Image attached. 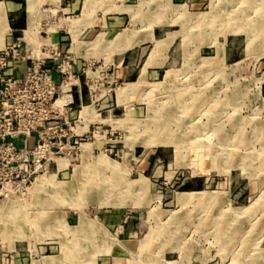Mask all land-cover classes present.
Returning <instances> with one entry per match:
<instances>
[{
    "label": "rangeland",
    "instance_id": "1",
    "mask_svg": "<svg viewBox=\"0 0 264 264\" xmlns=\"http://www.w3.org/2000/svg\"><path fill=\"white\" fill-rule=\"evenodd\" d=\"M29 4L34 41L0 51L29 61L12 76L40 59L61 83L0 187V264H264V0ZM78 57L75 111L61 86Z\"/></svg>",
    "mask_w": 264,
    "mask_h": 264
},
{
    "label": "built area",
    "instance_id": "2",
    "mask_svg": "<svg viewBox=\"0 0 264 264\" xmlns=\"http://www.w3.org/2000/svg\"><path fill=\"white\" fill-rule=\"evenodd\" d=\"M17 53L13 48H5L0 51V187L5 189L12 179L19 176L16 172L8 171L12 162L22 155L28 154L21 151L15 141H27L32 135L41 134L42 127L46 121H49L46 111L56 96V85L54 81L53 70L45 68L44 60L38 59L27 70L22 78H16L7 72L16 63ZM68 65V64H67ZM69 66V65H68ZM63 76L72 74L69 70L66 72L60 70ZM56 99L54 104L58 102ZM56 132L58 130H55ZM60 131H62L60 129ZM38 143L37 150L42 149ZM39 151V155H40ZM16 158V159H14ZM23 163L24 172L28 171V159ZM9 172L2 177V173ZM16 176V177H15ZM5 186V187H4Z\"/></svg>",
    "mask_w": 264,
    "mask_h": 264
},
{
    "label": "crops",
    "instance_id": "3",
    "mask_svg": "<svg viewBox=\"0 0 264 264\" xmlns=\"http://www.w3.org/2000/svg\"><path fill=\"white\" fill-rule=\"evenodd\" d=\"M29 0H7L6 2H1L0 6L3 7V10L6 13L7 11L5 7L8 9V13L10 15V20L6 22L7 31L4 33V36L1 39L0 35V49L2 48L3 40L5 36L7 37V44L15 40L18 36L21 35L24 38V40H28L29 42L34 41L35 34L28 33L30 30L29 24H30V11H29ZM24 6L26 7V10L23 11ZM122 35V34H120ZM119 35V36H120ZM134 40V38H133ZM131 40V41H133ZM25 42V41H24ZM28 42V43H29ZM136 47H133L131 49L132 52L129 53H118L117 56V67L119 75L122 79L127 81V85L135 84L134 78L136 77L138 71L137 68H135V63L132 62V55L135 53ZM73 72L76 76L72 77V83L69 89H64L63 86H61V97L69 103L71 108H73L75 111L79 109L81 106L84 108L85 104L89 102V94H88V88L86 77H83L84 73L81 72L82 67L84 66L85 59L84 58H76L73 60ZM29 61H19L16 62L14 66L7 72L8 74H13L16 77H21L24 73V71L28 68ZM150 70H156V68H152ZM128 76H132L130 79H128ZM139 77V75H137ZM54 78L56 79V83L59 85L60 82V76L54 75ZM15 143L18 146H23L24 141L23 140H17ZM28 146L31 147L34 145L33 139L27 140Z\"/></svg>",
    "mask_w": 264,
    "mask_h": 264
},
{
    "label": "bare ground",
    "instance_id": "4",
    "mask_svg": "<svg viewBox=\"0 0 264 264\" xmlns=\"http://www.w3.org/2000/svg\"><path fill=\"white\" fill-rule=\"evenodd\" d=\"M3 37V36H2ZM2 37H1V39H2ZM117 39H118V37H117ZM157 131H159V128H157L156 129V132ZM83 148H84V153H86V151L89 149V147L88 146H83ZM101 160H106V159H104V156L103 157H101ZM92 182L88 179V178H86V181L83 183V187H82V189H81V191L83 192V193H85V191H89V189L91 188V186H92ZM117 185V184H116ZM117 188V187H116ZM94 189V188H93ZM92 190V189H91ZM97 190V189H96ZM111 190V189H110ZM121 191V190H120ZM4 192V191H3ZM97 193H99V192H97ZM112 193V192H111ZM110 193V194H111ZM123 194H125V193H123ZM80 195V194H79ZM107 195V194H106ZM112 195V194H111ZM99 196V195H98ZM105 196V195H104ZM108 196H110V195H108ZM83 198V197H82ZM81 198V199H82ZM80 199V198H79ZM101 199V198H100ZM114 203H116V202H114ZM82 221V220H81ZM84 223V222H83ZM83 223H81V224H83ZM88 224H89V222H88ZM95 225V224H94ZM31 226V225H30ZM93 227V226H92ZM109 251V250H108ZM92 258V257H91ZM90 258V259H91ZM93 259V258H92ZM94 260V259H93Z\"/></svg>",
    "mask_w": 264,
    "mask_h": 264
}]
</instances>
